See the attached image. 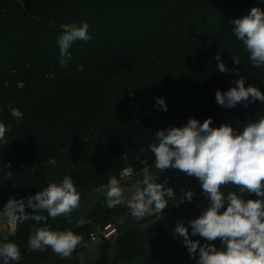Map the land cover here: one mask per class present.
Instances as JSON below:
<instances>
[{
	"label": "trees",
	"instance_id": "1",
	"mask_svg": "<svg viewBox=\"0 0 264 264\" xmlns=\"http://www.w3.org/2000/svg\"><path fill=\"white\" fill-rule=\"evenodd\" d=\"M253 7L264 11V0H0V123L8 129L7 143L0 142V221L8 220L3 206L9 197L35 195L66 174L77 189L107 190L110 176L121 181L125 169L139 172L155 163L149 145L158 142L156 132L182 127L190 118L203 123L212 117V127L229 123L242 129L264 115L260 101L228 109L215 100L217 90L235 87L240 76L245 87L264 93V67L252 66L232 31V21ZM84 22L92 39L74 42L71 59L61 65L58 37L65 25ZM217 53L239 76L217 69ZM231 55H239L241 65ZM157 97L167 111L159 110ZM10 105L22 119L10 115ZM188 190L195 193L196 216L160 228L167 251L158 264H179L180 256H190L175 234L178 222L188 227L190 239L223 247L219 239L191 235L189 221L208 207V199L198 180L181 186V198ZM102 221V227L111 221L105 198ZM47 225L71 229L65 216L49 217ZM44 226L16 223L0 243L19 246L18 264H60L50 248L28 250L31 229ZM117 242L113 263L108 241L100 240L98 258L86 264L131 263L149 252L141 230L119 235Z\"/></svg>",
	"mask_w": 264,
	"mask_h": 264
},
{
	"label": "clouds",
	"instance_id": "2",
	"mask_svg": "<svg viewBox=\"0 0 264 264\" xmlns=\"http://www.w3.org/2000/svg\"><path fill=\"white\" fill-rule=\"evenodd\" d=\"M232 24V31L249 53L252 66L264 67V11L253 7L249 14L234 19ZM64 29L57 39L61 65L65 58L71 59L69 50L74 42L92 39L87 22L78 27L65 25ZM215 59L221 73L232 72L239 76L238 70L226 67L219 53ZM231 59L235 65H241L239 55H231ZM155 99L159 110L167 111L165 100ZM215 100L218 105L233 109L241 104L247 107L256 101L264 104V93L251 84L245 87V78L240 76L235 87L225 92L217 90ZM9 108L12 117L22 119L23 113L18 108L11 105ZM212 124V117L203 123L190 118L182 127L156 132L158 142L149 145L159 173L176 169L199 181L210 203L198 218L189 221L191 235H199L208 242L219 239L223 247L218 248L214 243L201 245L199 240L190 239L188 227L183 222L176 224L175 234L183 237V244L192 258L198 251L196 264H264V115L246 122L242 129L233 128L229 123L219 127H212ZM7 131L5 124L0 123V142L7 143ZM130 172L126 169L122 175ZM141 176L142 179L133 183L134 191L127 200L131 216L141 218L153 212L162 215L168 200L176 193L173 188L165 187L167 180L158 183L148 167L142 169ZM228 185L238 186L239 191H229L225 195L221 189ZM106 187L105 203L109 209L124 203V190L116 176L109 177ZM245 191L258 199H244ZM194 195L191 190L184 191L180 203L192 202ZM80 201L81 192L66 174L60 182L48 184L35 195L20 199L9 197L3 211L11 223L23 224L31 220L45 225L31 229L27 241L29 251L43 252L50 248L60 258L71 259L83 237L71 230H52L47 221L49 217L69 216L80 208ZM45 212L47 215L43 214ZM21 256L16 243H0L3 264H18Z\"/></svg>",
	"mask_w": 264,
	"mask_h": 264
},
{
	"label": "crops",
	"instance_id": "3",
	"mask_svg": "<svg viewBox=\"0 0 264 264\" xmlns=\"http://www.w3.org/2000/svg\"><path fill=\"white\" fill-rule=\"evenodd\" d=\"M146 167L150 169L154 177H157L158 183H163L167 180L165 187L173 188L176 196L168 200V207L164 210L162 215L153 212L141 218H133L130 214V210L127 208V200L134 191L132 185L135 180L142 179V170L134 172L131 177L122 178L120 184L124 190V203L110 209V224L115 225L118 229V234L108 240L107 256L110 263H113L119 255L118 236L141 230L147 239L148 254L135 262H125L122 264H158L159 260L167 251L160 228L168 222L196 216V210L192 202L180 203L182 200L180 196L181 186L189 181L197 180L195 177H189L176 169H168L163 173H159V170L155 168V163ZM77 190L81 192L80 208L74 210L66 218L71 224L70 230L73 231L74 234L81 235L83 241L81 246L74 251L71 259H62L58 256L60 264H86L87 262H94L97 259H95V257L99 254L101 243L100 241L91 242L90 236L93 233H99L103 228L102 213L106 188H101L100 191H96L95 188L92 187L78 188ZM221 190L225 195H227L229 191H239L238 186L234 185L224 186ZM243 198L250 199V195L247 191L244 192ZM209 203L208 201V206ZM80 220H83V223H79ZM10 224L11 231L15 230L16 223ZM198 259V253L195 258L182 255L179 258V264H196Z\"/></svg>",
	"mask_w": 264,
	"mask_h": 264
},
{
	"label": "built area",
	"instance_id": "4",
	"mask_svg": "<svg viewBox=\"0 0 264 264\" xmlns=\"http://www.w3.org/2000/svg\"><path fill=\"white\" fill-rule=\"evenodd\" d=\"M127 169L131 170L130 174L126 176L122 175V178H128L133 175L134 171L130 168ZM124 171L122 172V174L124 173ZM9 229H11V224L9 222L7 224H2V222L0 221V236H2V233H4L5 231L6 232L9 231ZM117 234H118V229L116 228V226L112 224H108L104 226L99 233L91 234L90 240L91 242H98L100 240L108 241L111 238L115 237ZM0 264H3L1 260H0Z\"/></svg>",
	"mask_w": 264,
	"mask_h": 264
},
{
	"label": "rangeland",
	"instance_id": "5",
	"mask_svg": "<svg viewBox=\"0 0 264 264\" xmlns=\"http://www.w3.org/2000/svg\"><path fill=\"white\" fill-rule=\"evenodd\" d=\"M130 169H132L133 170V167H129ZM11 223L10 221H8V220H6V221H3L2 222V224H7V223ZM16 228V227H15ZM14 231L15 230H13V231H11V229H9V231H5L4 233H2V239L4 238V239H7V237L9 236V235H11V234H13L14 233ZM96 256V255H95ZM96 258H98V254H97V256L95 257V259Z\"/></svg>",
	"mask_w": 264,
	"mask_h": 264
}]
</instances>
